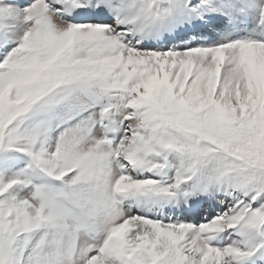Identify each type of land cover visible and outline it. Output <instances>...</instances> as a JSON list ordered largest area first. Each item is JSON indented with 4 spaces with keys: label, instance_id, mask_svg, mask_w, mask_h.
Instances as JSON below:
<instances>
[{
    "label": "snow or ice",
    "instance_id": "snow-or-ice-1",
    "mask_svg": "<svg viewBox=\"0 0 264 264\" xmlns=\"http://www.w3.org/2000/svg\"><path fill=\"white\" fill-rule=\"evenodd\" d=\"M0 264H264V0H0Z\"/></svg>",
    "mask_w": 264,
    "mask_h": 264
}]
</instances>
